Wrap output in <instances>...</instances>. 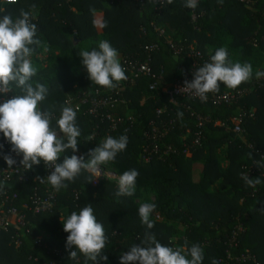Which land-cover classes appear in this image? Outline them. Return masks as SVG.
I'll use <instances>...</instances> for the list:
<instances>
[{"label":"trees","instance_id":"1","mask_svg":"<svg viewBox=\"0 0 264 264\" xmlns=\"http://www.w3.org/2000/svg\"><path fill=\"white\" fill-rule=\"evenodd\" d=\"M187 2L0 0V17L8 14L15 20L21 9L33 16L40 41L32 45L33 54L48 55L33 57L37 73L30 83L48 88L39 107L52 113V126L56 128L62 107L78 109V151L68 149L59 162L65 155L87 159L104 138L123 134L128 137L126 150L101 166L119 175L139 172L132 195L121 196L116 195L118 181L95 180L88 170L57 191L36 179L48 175L43 162L30 171L24 168L23 181L19 175L0 178V191L17 195L10 206L28 221L21 225L12 218L10 233H0V264H85L79 253L77 260L69 259L75 249L66 248L68 233L61 220L87 205L108 236L101 254L108 259L99 264H120L121 255L142 245L146 233L173 248L199 244L203 264H264V184L252 188L242 179L248 175L264 180V76L256 77L257 71L264 72V0H198L196 22ZM101 41L109 42L122 58H150L155 77L130 81L126 73L127 79L111 90L92 84L79 51L99 50ZM152 45L157 48L148 49ZM220 47L227 49L230 63L250 64L252 79L236 89L220 83L205 100L176 95L172 102L169 92L175 85L187 80V74L193 79V72L211 62ZM154 82L156 89L151 88ZM226 93L235 98L220 101ZM15 94L22 92L13 85V92L0 95V101ZM102 97L110 100L100 109L104 118L90 114L92 101ZM110 114L115 121L105 118ZM237 125L241 133L234 131ZM3 140L0 133V169L8 167L3 154L11 147ZM35 188L55 192L50 211L36 215L25 208ZM142 203L156 206L151 228L139 216Z\"/></svg>","mask_w":264,"mask_h":264},{"label":"clouds","instance_id":"2","mask_svg":"<svg viewBox=\"0 0 264 264\" xmlns=\"http://www.w3.org/2000/svg\"><path fill=\"white\" fill-rule=\"evenodd\" d=\"M172 2L173 0H167L169 4ZM185 6L194 8L195 0H188ZM32 20V14L23 9L15 20L8 14L0 17V95L7 96L9 92H13V85L22 92L0 103V133L11 145L10 152L3 154V159L8 168H14L17 160L12 153H15L22 157L19 165L29 171L34 165L38 166L43 162L46 168L53 170L46 177L36 179L41 183L46 180L58 191L67 187L65 181H74L82 170L91 171L99 177L101 165L115 162L118 153L126 150L128 137L123 134L118 138L108 136L89 150L87 159L84 156L65 155L63 161L59 162L61 154L68 149L73 153L78 151V137L81 135L76 124L78 109L62 107L61 115L56 120L58 132L52 126V113L42 111L39 107L47 97L48 88L44 84L37 83L33 86L30 83L37 73V68L31 61L35 51L32 45L40 43L36 38L37 26ZM79 56L92 84L111 90L127 79L118 50L107 41L99 43V50L79 51ZM252 75L250 64L230 63L227 49L220 47L211 56V62H206L193 72L191 82L184 81L181 91H191L201 100H205L208 93L219 90L220 83L229 89H236L248 83ZM262 76L264 72H256L257 78ZM178 116H182V113H178ZM2 148L3 144H0V149ZM256 163L259 164V161ZM138 176L136 169L125 171L118 179L116 195H132ZM242 179L252 188L264 184L261 178L252 179L248 175H243ZM3 186L4 182L0 181V188ZM155 207L153 203H142L139 206L141 221L148 228L153 227L150 216ZM61 222L63 230L68 233L66 248L75 249L69 252V259L77 260L79 253L84 256L85 264L88 261L93 264H99L101 260L107 261L108 257L101 254L108 243V236L103 224L94 215L91 205L84 206L79 212L72 211ZM142 245L131 246L121 255L120 264H203L204 253L199 244L188 249L173 248L161 244L151 233H146ZM213 264L217 262L213 260Z\"/></svg>","mask_w":264,"mask_h":264},{"label":"built area","instance_id":"3","mask_svg":"<svg viewBox=\"0 0 264 264\" xmlns=\"http://www.w3.org/2000/svg\"><path fill=\"white\" fill-rule=\"evenodd\" d=\"M7 2H16L17 0H5ZM197 2L198 0H195V7H191L192 9V21L196 22L198 19V14L196 12L197 8ZM156 45L150 46L148 49L153 50L156 49ZM199 54V53H198ZM150 58H147L146 60H137L133 61L129 58H122V66L126 69V73L128 74V79L130 81H133L134 79L140 77L141 75H153L155 77V74L153 73L152 65L150 64ZM158 77V76H157ZM191 77L187 74V81L191 82ZM184 87V82H179L175 85V87L169 92V96L172 102H174V96L176 95H188L192 97H198L191 91H184L181 90ZM151 88L156 89L157 88V82H154L151 85ZM7 98V97H6ZM5 97H1L0 103H2L5 99ZM235 98V94L232 93H226L220 97V101H230ZM110 103V100L106 97H102L99 99H95L91 103V109L90 114L96 117H103L104 115H100V109H102L103 106ZM159 113H162V110H158ZM106 119L115 121V118L113 116L107 115L105 116ZM115 126L112 128L114 129ZM234 131L237 133H241L243 131L242 127L240 125L235 126ZM155 133V130L153 129V134ZM151 137V135H149ZM197 139H199V134L197 135ZM198 141V140H197ZM3 143H8L5 138L3 140ZM10 149L8 150V153L10 152ZM14 159L17 160V164L14 165V168H8L3 167L0 169V178L6 180L9 179L12 175H19V179L21 181L24 180V177L22 176V171L24 168L19 165L20 159L22 157L16 156L15 153H12ZM261 158L264 159V155H261ZM262 168H264L263 164H260ZM19 167V168H17ZM53 169L49 168L48 175L51 173ZM101 175L99 177H96L94 174L95 179L99 178H105L110 180L118 181L119 177L121 175L118 174V172L114 169H107L103 168L101 166L100 169ZM45 182H47L45 180ZM45 193L40 192V189L35 188L33 190V195L31 198V201L27 204H25V208L29 211H31L33 214L39 215L46 213L50 211L54 204L56 203V194L54 191H44ZM17 197V195H11L7 190L0 191V233H10V227L12 223V218H16V221L21 225H26L28 221L26 220L25 214H21L17 208L11 207L10 203ZM16 244L19 245V241H16ZM45 264H63L62 262H46Z\"/></svg>","mask_w":264,"mask_h":264},{"label":"rangeland","instance_id":"4","mask_svg":"<svg viewBox=\"0 0 264 264\" xmlns=\"http://www.w3.org/2000/svg\"><path fill=\"white\" fill-rule=\"evenodd\" d=\"M47 55H48V53L45 51V52H43V53H41V54H32V56H31V61H32V63H33V61H34V58H39V59H45V57H47ZM35 56V57H34ZM34 57V58H33ZM121 56H119V58H120ZM122 61V57L120 58V62ZM94 179H95V177H94ZM96 180V179H95Z\"/></svg>","mask_w":264,"mask_h":264},{"label":"crops","instance_id":"5","mask_svg":"<svg viewBox=\"0 0 264 264\" xmlns=\"http://www.w3.org/2000/svg\"><path fill=\"white\" fill-rule=\"evenodd\" d=\"M120 58H121V57H120ZM120 58H119V59H120ZM214 186L217 187V184H215Z\"/></svg>","mask_w":264,"mask_h":264}]
</instances>
